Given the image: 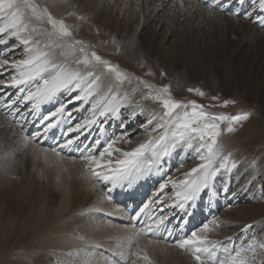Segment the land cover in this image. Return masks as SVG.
I'll use <instances>...</instances> for the list:
<instances>
[{"label":"bare ground","instance_id":"6f19581e","mask_svg":"<svg viewBox=\"0 0 264 264\" xmlns=\"http://www.w3.org/2000/svg\"><path fill=\"white\" fill-rule=\"evenodd\" d=\"M36 3L47 6L57 18H61L67 9L73 12V19L83 17L82 21L76 19L75 23L69 25L74 38L92 46V50L97 54L105 56L103 58L116 60L118 65L126 70L131 82L125 81L119 91L128 93L131 103L123 104L115 116L109 114L100 117L71 149L63 150L62 159L50 150L51 146L41 149L31 137L40 133L44 123L41 118L50 115L61 105L65 106L58 129H53L43 137V142L49 145L55 137L56 141L52 144L59 149V145L63 143L62 134L67 127L94 118L91 105L97 101L103 103L109 96V88L114 84L113 79L102 75L99 91L90 96L88 101L78 100L72 103L77 95L83 94L79 89H74L71 93L60 92L52 100L41 102L34 113L30 107L31 101L21 103L19 112L16 111V106L9 109L0 104V116L8 119L7 124L13 125V129L7 127L5 130L0 125V160L8 157L10 160H17L3 165V169L10 171V174L4 186L0 185V223L3 225L0 228V238L6 235L7 239L9 237L15 241L13 231L24 229L25 235L30 237L23 243L20 242L19 250L22 249L24 255V252L28 251L23 244L38 245L33 255L38 259L42 258V254L51 259L69 253L74 264H131L132 261L142 264L141 259L134 255L138 249H142L141 254L146 252L148 256L169 264V259H173L171 254L176 253L175 248L166 243H157L147 236L135 237L134 233L138 228L134 227L135 220L132 216L145 203L155 199L159 185L165 181H168V184L164 189V198L175 196L179 189L173 187L171 181L185 178V173L178 169L177 160L180 156L173 151L170 156L163 158L162 171L139 179L131 188L118 187L111 193L95 186V178L87 174L89 169L85 171L84 161L77 156L86 154L84 148L96 139L101 140L97 151L102 150L110 139L122 137L125 127L129 131L131 124L137 121L138 124L128 135L133 132L138 135L139 131L146 127L148 120L143 113L146 108L144 104L140 108L137 103L145 101L148 109L157 108L160 104L149 101L151 98L143 99L149 90L140 85L136 77L153 83L157 88L168 86L172 78V91L177 96L187 95L211 113H232V116L240 114L239 109L244 108L245 103L236 102L224 106L227 101L225 95L232 90L234 81L253 83L255 88L264 90V26L259 23V17L264 16V9L260 7V0H243L242 3L240 0H221L225 10H210L203 0H183V7L180 6V0H36ZM229 10L239 14L230 15ZM246 15L248 18H245ZM165 23L166 29L160 39L159 29ZM9 43L15 46L18 42L11 40ZM171 44L178 47V57L171 51ZM6 50V46L0 45V55ZM142 52L147 54L148 62L152 63L155 69L166 67L167 73H156L155 76L145 78L146 69L138 66ZM22 55L17 48L16 58H21ZM181 62H184L183 71L178 69ZM217 71L221 72L220 76ZM260 77L263 78L262 82ZM199 81L201 85L198 89L205 93L204 96L188 91L189 88L195 89L192 86L194 82ZM4 91L0 90V96H3ZM6 91L15 99V89ZM260 98L264 100V91ZM97 117L98 112L95 119ZM246 121L232 125L234 131L239 132L237 134L227 132L228 120L221 123L223 132L216 145L221 156L231 158L232 165L235 164L232 168L241 173L231 186L235 188V197L230 198L232 200L219 198L214 180L212 189L197 199L195 207L188 210V215L178 208H164L165 214L169 216L166 223L180 224L179 228L173 229L175 239L181 235L183 238L193 230H199L213 218L218 221L219 226L204 235L209 237L214 233L223 232L232 225L233 220L229 214L233 205L230 208L229 206L235 203V199L243 203L245 211L255 212L259 217L249 225L262 226L260 222L264 220V204L251 202L255 191L251 192L250 185L256 176L264 173V154L260 153L258 159L256 152L264 144V116ZM137 135L130 143L117 144L116 147L124 151L132 150L138 146H133L138 140ZM27 152L32 156V168L35 165L38 168L41 158L46 160L51 157H54L51 158L54 165L61 166L56 171L60 172L65 181L56 186L61 194L58 198L50 195L45 199L47 194H43V198L39 197L28 181L31 178L34 179L32 184H39L35 177H38L40 182L48 180L49 172L39 169L36 173L31 171L35 177L27 176L25 172L19 177V165L22 167L24 163L29 164L28 160L25 161ZM257 160L260 164L252 173H248L246 170L249 171ZM199 163L201 161L196 160L192 165ZM18 177L19 181H16ZM150 208L153 209V214L158 211L156 205H150ZM148 211L149 209H145V212ZM78 235L84 236L83 239H79ZM226 236L228 235L216 239L221 242H216L217 248L226 246V239L236 241L237 234ZM119 253L121 257L118 256Z\"/></svg>","mask_w":264,"mask_h":264},{"label":"snow or ice","instance_id":"6c2138e0","mask_svg":"<svg viewBox=\"0 0 264 264\" xmlns=\"http://www.w3.org/2000/svg\"><path fill=\"white\" fill-rule=\"evenodd\" d=\"M203 3L210 10H225L221 0H203ZM180 6L183 7V0H180ZM260 7L264 9V0H260ZM229 14L239 13L229 10ZM245 18H248L247 15ZM259 23L264 26V16L259 17ZM11 40L18 43L13 46L9 43ZM0 45L7 48L0 55V90H5L3 96H0V104L9 109L16 106L17 112L21 103L31 101L30 107L34 113L41 102L52 100L60 92L71 93L74 89L83 92V95L75 97L76 100L88 101L90 96L99 91L102 75L113 79L109 96L103 103L97 101L91 105L94 118L67 127L62 134L63 143L59 145V149H51L61 159L63 150L71 149L80 136L96 123L97 112L100 117L109 114L115 116L123 104L131 103L128 93L119 91L125 81L131 82L129 75L118 65L103 59L92 50V46L75 39L73 30L65 20L55 17L47 6H41L36 0H0ZM17 48L23 53L21 58H16ZM135 79L149 90L143 99L151 98L162 106V113L151 128L148 139L130 151L116 147L117 144L130 143L127 133L120 138L110 139L100 151H97V147L101 140L96 139L84 148L86 154H82L80 159L84 161L92 177L107 185V192L111 193L118 187L131 188L139 179L162 171L163 158L177 149L186 147L197 152L201 163L185 173L183 180L171 181L173 187L179 189L174 197L164 198V189L168 184L165 181L159 185L155 199L145 203L132 216L133 220L140 219L141 214L145 217L134 236L155 238L158 243L162 239L158 237V233L164 232L172 237L173 229L180 227L179 223H166L169 216L165 214L164 208H178L188 215V210L195 207L201 193L210 191L217 174L228 167L216 148L217 138L221 135V123L228 120L227 132L231 133L235 130L232 125L247 120L250 114H238L229 118L225 114L211 113L195 100L183 102L174 99L168 86L157 88L139 77ZM7 89L16 90L15 99L11 98ZM188 91L199 96L205 95L199 89L189 88ZM229 103L235 101H225L224 106ZM64 113L65 106L61 105L50 115L42 117L44 123L39 135L43 138L53 129H58ZM153 119H156L155 115ZM148 123L151 124L152 121L149 120ZM160 129L164 131L157 136L151 135ZM72 133L77 135L72 136ZM150 205L157 206L156 214H153ZM145 209L149 211L145 212ZM218 226V221L213 218L199 230H193L189 235L177 238L172 243L181 250L190 252L195 264H249L245 253L252 252L255 255L251 246L247 250L235 252L234 255L229 254L223 260L217 257L216 244H210L204 234ZM260 247L264 248V244ZM142 251L138 249L134 255L147 264H152L146 252L141 255ZM131 264H135V261ZM252 264H255L254 260Z\"/></svg>","mask_w":264,"mask_h":264},{"label":"rangeland","instance_id":"374dc122","mask_svg":"<svg viewBox=\"0 0 264 264\" xmlns=\"http://www.w3.org/2000/svg\"><path fill=\"white\" fill-rule=\"evenodd\" d=\"M72 13L73 12L70 11V9H67V11L62 15L61 19H64L65 23L68 25L75 23L76 19L77 20L79 19V21H82L80 16L73 19ZM166 23L162 24L160 29H159L160 33H161L160 39L162 38V34L166 29L165 28ZM119 46H120V48L122 47V45H119ZM170 49L173 52V54L174 55L176 54L178 57V54H180L178 47H175L173 44H171ZM262 51L264 52V48H262ZM182 53H184V52H182ZM100 56L102 58L105 57L103 54H101ZM103 59L109 60L111 63L118 65L116 60L111 61L108 58H103ZM176 60H177V58H176ZM140 61L138 63V66L143 70L146 69L145 78H147L149 76H155L156 73H162L163 74L166 72V69H167L166 67H164V68L163 67L162 68L157 67L156 68L157 70H156L154 65L152 63L148 62L146 53L142 52L140 54ZM234 61H236V59ZM183 63L184 62H181V64L178 65L179 66L178 69L181 68L180 69L181 71H183V69H184ZM118 66L122 71H124L126 73V70L124 68L120 67V65H118ZM235 66H237V64ZM148 73H152V74L149 75ZM220 73L221 72L219 71L218 76L221 75ZM259 80L262 82L263 78L260 77ZM200 85H201L200 81H199V83L194 82L192 87L195 89H198V86H200ZM168 87L170 88L172 97L174 99L180 100L183 102H188V101L194 100L193 98H191L187 95L177 96L175 94V92L173 93V91H172V78H170V80H169ZM262 91H264V90L259 89V88H255L253 83L243 84V83H240V81L235 80L233 83L232 90L227 95H225V98L227 99V101L232 100V101H235V103L236 102L237 103L238 102L245 103V107L242 109H239V110L241 111L240 114H250L249 118L247 119V121H248L249 119L252 120L253 118L254 119L260 118L261 115L264 116V100H262L260 98V94H262ZM149 101L152 102V99ZM144 102L145 101L138 102L137 105H139V107L141 108V106L144 104V106L146 108V111L143 112L144 117L148 121L151 120L152 123L151 124L148 123L144 129L139 131L138 135L136 132H133L132 134L128 135L130 140L134 139L136 137V135L138 137V140L134 142L133 146L138 145L139 143L148 139L149 132L151 131V128L155 125V123L157 122V120L159 118V115L162 113V106L161 105H159L157 108H152V109L149 108L148 109L146 107V103H144ZM139 103H141V104H139ZM231 104H233V103H231ZM228 105H230V103ZM154 115L156 116V119H153ZM225 115H227L228 117H232V113L231 114L227 113ZM0 118H2V120L0 121V125L3 128V130H5L7 127L9 129H13L12 128L13 125L7 124L8 123L7 118H4L2 116H0ZM137 124H138V121L135 124H131V129H134L135 125H137ZM222 127L223 126L221 125V133L223 132ZM129 131H128V128L125 127L124 133L128 134ZM163 131H164L163 129H160V130H158V132L151 133V135L157 136L160 133H162ZM231 133L237 134L239 132L233 131ZM118 136H119V134H117V137ZM218 139H219V137L217 138V141H218ZM105 146H106V144L104 145V147ZM178 150L180 151L181 149H178ZM178 150L175 151V154L180 156V159L177 160L178 164H179L178 169L180 170L181 173H188L191 171V169L193 167L197 166V165L194 166L192 164H195L196 160H199L198 154L196 151H193L192 148H186L185 147V148H182V151H180V152H177ZM256 152H257V155L259 156L258 157V159H259L261 156L260 153L263 152V154H264V144L262 146H260L259 149L256 150ZM7 157H8V155H7ZM31 157L32 156L30 154H28V152H27V156H26L25 161L28 160L29 164L24 163L22 165V167H21V165H19V167H20L19 173L21 175L19 177H22V173H24V172L27 174V176L35 177V175H33L32 172L36 173L39 169H42L45 172L46 171L49 172L50 177L48 180H44V181L40 182V181H38L39 178L35 177L36 178L35 181L39 182V184H32V181L34 179H31V178H29L28 181L31 184V186L33 187L34 192L39 197L43 198V196H44L43 194H47L45 196V199H46V197H48L50 195L57 196L56 198H58V196L61 194L59 193L56 186H60L63 183V181H65L64 177L60 174V172L56 171V169L61 168V166L54 165V163L51 159V158L54 159V157H51L50 159H46V160L44 158H41L39 160L38 168L36 167V165L32 168V165H34V164L31 162ZM223 158L225 159L228 167L226 169H223V170L221 169V171L217 174V177L215 179V184L218 187V192L216 190V193L219 194V198H223V199L229 198L228 200H232L235 197V194H234L235 188H233L231 186H233L235 179H237L238 175L240 176L241 173H237L235 168H232V159L231 158H229L228 156H225ZM180 160H182V161H180ZM262 160L264 161V158ZM16 161L17 160H15V159L10 160L9 157L3 158V160H0V175H1L0 176V185L1 186H4V184L7 180V177L10 174V171H6L3 169V165L7 162H16ZM258 161L259 160H257L255 163H253V167L251 169H249V171L248 170H246V171L248 173H252L254 168H256L258 166V164H260ZM217 163H219V160L217 161ZM62 165H63V163H62ZM86 169H87V167L85 166V171H86ZM174 169H175V167H174ZM230 170H231V172H229ZM87 174L91 175L90 170H87ZM19 177L16 179V181H19ZM229 180H230V182H229ZM69 183H70V177H69ZM95 183H96L95 186L97 188L107 191V187L102 182H100L99 180H96ZM229 183H230V185H229ZM226 184H227V186H226ZM247 184H248V182H247ZM54 187H55V190H53ZM250 189H251V192H252V190L255 191V194L251 197V202L264 204V173L255 177L254 182L252 183V185H250ZM230 198H232V199H230ZM49 199H51V198H49ZM41 200H43V199H41ZM233 202H235V203L231 204L229 206V208H230L233 205V209L229 214V216L233 220L232 225L229 226V228L227 227V229L224 230L223 232H219L218 234H216V233L212 234L213 236H209V237H207V239H208L210 244L213 241H215V244H217L216 242H219V241H217L216 239H218L219 236L220 237L225 236V235H228V236L235 235L236 236V234H237L236 241L233 242V239L232 240L226 239V241H225L227 243V244H225L226 246H224V247L219 246L218 248L216 247L217 256L225 255L226 257H228L229 254L234 255L235 252L247 250L251 246L255 250V255L253 256L252 252H246L245 253L246 258L249 260V264H252L253 260L255 261V264H264V248L260 247L261 244H264V220L262 222H260L261 223L260 225H262V226L255 224V225L247 228L246 230H242L244 226L250 224L251 222H253V220L255 218L258 219L259 217L257 216V214L255 212L245 211L244 207L242 206L243 203L238 201L237 199H235ZM251 205H253V204H251ZM220 213H221V211L219 212V214ZM107 221H108V219H107ZM4 223L5 222H3V224ZM2 227H3V225L0 223V228H2ZM256 229H257V231H256ZM13 232H14L15 241H12V239L10 240L9 237L7 239L6 235H4L0 238V264H63V263L64 264H74L75 263L73 261V259L70 258L69 253H66V256H62V257L58 256V257H53L51 259L46 258L45 255L42 254L41 255L42 258L38 259L37 257L33 256L35 253L34 250L38 247V245L37 246H35V245L29 246L28 243L23 244L24 247L28 251V252H24L25 254L23 255L22 249L19 250V248L21 247L20 242L23 243L24 240L30 236L25 235L26 231L22 228H18L16 230H14ZM231 232H233V233H231ZM181 236H180V238H181ZM228 236H226V237H228ZM77 237L79 239H83L84 236L78 235ZM113 243H115V241ZM219 243H221V242H219ZM167 250H169V249H167ZM174 250H176V253L171 254L173 256V259H169V264H195V261L192 260L188 256V253L186 251L181 250V249H174ZM68 255H69V257H68ZM141 255H143V254H141ZM118 256L121 257L120 253ZM150 260L152 261V264H168L167 262H164L162 260H158L156 257H153V258L150 257ZM141 261H142V264H147L146 261H144L142 259H141Z\"/></svg>","mask_w":264,"mask_h":264}]
</instances>
